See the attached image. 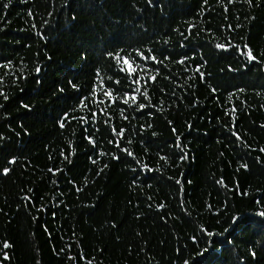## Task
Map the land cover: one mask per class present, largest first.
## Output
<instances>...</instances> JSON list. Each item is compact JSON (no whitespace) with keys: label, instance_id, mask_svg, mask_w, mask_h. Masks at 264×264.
Instances as JSON below:
<instances>
[{"label":"trees","instance_id":"obj_1","mask_svg":"<svg viewBox=\"0 0 264 264\" xmlns=\"http://www.w3.org/2000/svg\"><path fill=\"white\" fill-rule=\"evenodd\" d=\"M8 3L0 0V156L17 163L0 172V264H264L254 215L264 208V0ZM229 43L248 44L257 59L216 47ZM125 57L137 67L131 77L119 71ZM125 91L146 107L124 105ZM113 126L125 131L109 143ZM233 216L256 223L232 235Z\"/></svg>","mask_w":264,"mask_h":264},{"label":"snow or ice","instance_id":"obj_2","mask_svg":"<svg viewBox=\"0 0 264 264\" xmlns=\"http://www.w3.org/2000/svg\"><path fill=\"white\" fill-rule=\"evenodd\" d=\"M205 2H206V0H205ZM229 2L232 3V2H234V0H229ZM247 2L249 4H251L252 0H247ZM10 3H11V0H9L8 4H4V7L7 8ZM149 3H151V0H149ZM29 15H32V13L29 12ZM228 27L231 28V25H228ZM237 27H239V25H237ZM181 46L183 47V45H181ZM216 47L219 48V49H224V50H228V49H230L232 47H235L237 49V51L240 53V55L248 58L250 61H255L257 59V57L255 55H253L252 48L248 44H244L243 45V50L240 49L239 45L233 46L230 43L227 46L224 45V44H217ZM136 51H137V56L139 57L140 60L146 61L148 59H151L154 62H158L156 60L155 55H153L151 57H147V56H144V54L142 52H140L139 50H136ZM149 51H151V50H149ZM109 55H111V53H109ZM114 58L117 59V60L121 59L119 53H117ZM164 59H169V57H164ZM184 59H185V57H182L181 60L179 61V63H184ZM123 62H124V64L127 65V67L120 69L119 70L120 72L127 73L129 77H131L133 74L137 73V67H134L133 63L129 62L126 57L123 58ZM140 71H143V69H140ZM37 72H39V69H37ZM198 72H199V69H198ZM97 75H99V73H97ZM199 75H200L201 79L204 78V73L200 72ZM140 79H142V77L137 76L135 79H132L130 82L132 84H134V85L135 84H139ZM151 79L153 81H155L156 77L152 76ZM145 82L147 83V81H145ZM69 83L71 84V81H69ZM113 83L118 85L119 84V80H116ZM71 86L73 88H76L75 84H71ZM60 91H63V89L61 88ZM132 91L134 93H140L141 89H140V87H135ZM213 91H215V89H213ZM240 91H243V89H240ZM0 95H3L5 100L8 99V96L5 95L2 91H0ZM93 95H95V91H93ZM104 95L106 97H113V93H112L111 90H106L104 92ZM143 95H144L145 98H147L148 93L145 91L143 93ZM86 99H87V97H85V96H81L80 97V105L81 106H85L84 105V101ZM130 100H131L132 104L135 105L136 110H142V109H144L146 107V105L144 103H137L136 102V96L134 94L133 95H129V92L125 91L124 92V98L122 99V103L124 105L131 106L129 104ZM113 102H115L114 99H113ZM100 103H103V101H100ZM22 106L25 107V108L29 107L27 104H24ZM0 107H3V105H0ZM103 111L104 110L101 109L102 113H103ZM92 115H93V118H95V113H93ZM63 117H64V119H67L68 113L65 112L63 114ZM127 118H128L127 116L124 117V119H127ZM105 123L107 124L108 121L105 120ZM60 126L61 127L64 126L63 120L60 121ZM141 127L143 128V126H141ZM149 127H151V125H149ZM262 127H264V125H262ZM97 131H98V129H97ZM111 131H112V138L109 140V143H113V141L117 140V137L123 136L125 130L124 129H120L119 131H117L115 129V127L113 126L111 128ZM173 132H175V129H173ZM152 135L155 136L156 133L153 132ZM234 135L236 136L237 140H241V137H240V135L238 133H234ZM2 139H4V138L0 137V140H2ZM89 139H91V138L89 137ZM92 143L95 146V141H92ZM115 146L120 150L121 153L126 154L129 157H132L133 160L136 161V163H140V161L135 157L134 153L132 151H130L128 148H126V147H121V145H120V143L118 141L116 142ZM176 146L180 147V144L177 142ZM260 152L264 153V148H261ZM100 155H107V154L101 152ZM112 158L113 159H117V160L120 159V157L115 155V154L112 155ZM180 158L181 159H185L186 155H182ZM65 159H67V157H65ZM164 159H166V157H164ZM0 160H3V164H0V172H2L5 175H7L8 173H10L12 171L11 165H14V164L17 163V158L15 156H11V157H8V158H4V157L0 156ZM92 163H96V161L93 160ZM4 165H8V166H4ZM104 167L106 168L107 164H105ZM142 167L145 168V169H148V165H146V164L143 165ZM242 167H244L246 169L247 165L244 164V165H242ZM148 170L151 171V169H148ZM49 171L53 172L54 170L53 169H49ZM56 171H58V170H56ZM99 171L102 172L103 168L100 169ZM97 174H99V172ZM133 183H135V180H133ZM177 183H179V181H177ZM29 191H31V189ZM25 199L28 200L29 202L31 201V197L30 196L25 197ZM149 199H151V197H149ZM256 203L259 204V201H257ZM149 207H151V205H149ZM158 207L163 208L164 205L161 204ZM209 207H211V206H209ZM254 215L261 218V220L259 221V224H260L261 229L264 230V208H262L261 210L257 211ZM254 223H256V221L253 220L252 218L233 216L232 222H231V225H230V229H231L230 234L236 235V234L243 233L244 231H246ZM201 232L204 233L206 236L223 235L222 233L218 234V233H215V232H209L207 229H201ZM225 232L226 233L229 232V229H225ZM192 239H193L194 242H197V237L193 236ZM225 242L228 243V244H231L232 240L227 239ZM211 244H212V241H208V246L209 247L211 246ZM11 246L12 245L10 243H8V242H4V244H3V248L4 249H8ZM63 251H64V249H61V252H63ZM207 251H208V247H205L199 253H197V255L203 258L204 252H207ZM250 255L252 257H255L256 256V252L253 251V250H250ZM68 258L70 260H73V261H76V260L79 259L78 256H76V257L70 256ZM4 259L5 260L8 259L7 252L4 253ZM88 264H91V261H88ZM184 264H190V261L189 260H185ZM196 264H208V261H207V259H201L199 261H196ZM213 264H214V262H213Z\"/></svg>","mask_w":264,"mask_h":264}]
</instances>
